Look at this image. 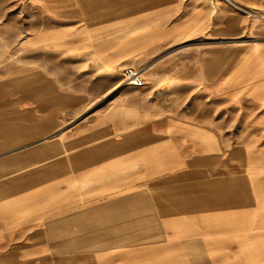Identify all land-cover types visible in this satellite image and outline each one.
Segmentation results:
<instances>
[{"label":"crops","instance_id":"1","mask_svg":"<svg viewBox=\"0 0 264 264\" xmlns=\"http://www.w3.org/2000/svg\"><path fill=\"white\" fill-rule=\"evenodd\" d=\"M73 4L87 48L0 85V264H264V140L225 129L264 126V0Z\"/></svg>","mask_w":264,"mask_h":264},{"label":"rangeland","instance_id":"2","mask_svg":"<svg viewBox=\"0 0 264 264\" xmlns=\"http://www.w3.org/2000/svg\"><path fill=\"white\" fill-rule=\"evenodd\" d=\"M72 6H74L73 0H0V85H7L10 78H13L11 82L13 84L16 80H23V74L39 71L42 59L49 60L50 67L56 70L57 44L84 43L85 45H78L77 48H87L89 35L81 36L74 33L79 22L73 19L71 13L66 17L68 13L65 11L71 10ZM245 10L246 13L252 14L250 16L252 19L261 15L255 14L250 9ZM83 55L77 53V57L70 55L62 57L60 67L67 78H78L79 69H86L79 66L80 59L84 58ZM123 69H121V77ZM112 72L113 77L120 76L119 68ZM98 74L102 75H98L90 84L94 89L103 88L110 78H113L106 76L107 73L104 71ZM245 112L248 121L256 115L252 108L243 109L242 118H245L243 116ZM225 129L227 132L238 133L242 140L260 138L262 143L264 140V126H225Z\"/></svg>","mask_w":264,"mask_h":264},{"label":"built area","instance_id":"3","mask_svg":"<svg viewBox=\"0 0 264 264\" xmlns=\"http://www.w3.org/2000/svg\"><path fill=\"white\" fill-rule=\"evenodd\" d=\"M146 84V80L143 76L141 69H138L134 66H127L122 71V79L119 84L120 88L133 86V87H142Z\"/></svg>","mask_w":264,"mask_h":264},{"label":"water","instance_id":"4","mask_svg":"<svg viewBox=\"0 0 264 264\" xmlns=\"http://www.w3.org/2000/svg\"><path fill=\"white\" fill-rule=\"evenodd\" d=\"M119 89V88H118ZM111 96V95H110Z\"/></svg>","mask_w":264,"mask_h":264}]
</instances>
